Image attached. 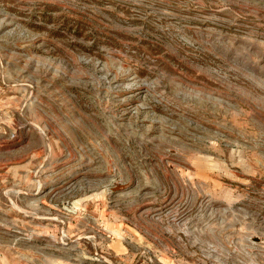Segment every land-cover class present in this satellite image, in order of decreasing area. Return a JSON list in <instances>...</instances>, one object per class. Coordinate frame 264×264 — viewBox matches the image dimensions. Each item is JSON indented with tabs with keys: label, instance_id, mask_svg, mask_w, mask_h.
<instances>
[{
	"label": "rangeland",
	"instance_id": "374dc122",
	"mask_svg": "<svg viewBox=\"0 0 264 264\" xmlns=\"http://www.w3.org/2000/svg\"><path fill=\"white\" fill-rule=\"evenodd\" d=\"M0 264H264V0H0Z\"/></svg>",
	"mask_w": 264,
	"mask_h": 264
}]
</instances>
